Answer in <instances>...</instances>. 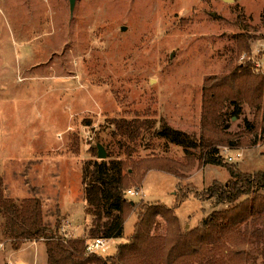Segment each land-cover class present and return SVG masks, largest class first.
I'll list each match as a JSON object with an SVG mask.
<instances>
[{
  "label": "rangeland",
  "instance_id": "374dc122",
  "mask_svg": "<svg viewBox=\"0 0 264 264\" xmlns=\"http://www.w3.org/2000/svg\"><path fill=\"white\" fill-rule=\"evenodd\" d=\"M242 34L249 35L250 49L239 52ZM261 43L264 0H77L72 13L69 0H0V176L6 196L22 199L37 185L46 187L55 170L69 168L64 155L78 159L83 178L84 163L99 159L98 143L108 159L127 161L128 188L144 192L143 198L128 196L132 200L173 206L180 187L202 194L215 181L226 183L225 167L200 162L196 147L188 157L184 146L164 136V127L186 132L197 145L205 80L245 63L240 56ZM243 106L244 113L228 121L229 131H240L245 117L254 119V110ZM225 147L219 145L225 160L234 150L241 153L231 163L242 171L264 170V139L229 147V154ZM161 157L174 160L180 179L158 169L142 178V164L131 163ZM193 194L175 210L185 230L226 206ZM55 205L42 204L44 222L62 227L66 217ZM135 220V213L126 214L124 235L112 238L105 256L126 240ZM89 227L65 226L67 235L84 237ZM9 232L0 215V264H47L44 239L24 240L18 250Z\"/></svg>",
  "mask_w": 264,
  "mask_h": 264
},
{
  "label": "trees",
  "instance_id": "16d2710c",
  "mask_svg": "<svg viewBox=\"0 0 264 264\" xmlns=\"http://www.w3.org/2000/svg\"><path fill=\"white\" fill-rule=\"evenodd\" d=\"M248 36L238 35L239 52L244 47L250 49ZM250 67L241 63L229 73L205 80L203 132L197 145L186 132L169 125L164 127V136L184 146L188 157L189 148L196 147L200 162L225 167L230 174L226 183L213 182L203 195L180 187L174 205L168 206L159 200L145 202L128 197L130 183L123 172L126 160H88L83 165L82 183L86 213L92 219L84 237L61 233L59 221L55 227L46 225L38 197L6 196L0 176V215L16 241L15 248H20L24 240L44 239L47 264H264V170L242 171L219 151L221 144L235 148L264 139V75L253 73ZM244 104L254 110V119L245 117L240 131H229L228 121L244 113ZM243 133L254 136L245 139ZM173 161L161 157L131 163L136 167L142 164V178L149 170L158 169L180 179ZM192 193L201 200L214 198L226 206L214 209L198 226L185 230L175 210ZM130 212L136 214L133 232L117 244L113 254L102 257L86 253V241L90 238L123 237L126 214Z\"/></svg>",
  "mask_w": 264,
  "mask_h": 264
},
{
  "label": "crops",
  "instance_id": "0c3cea01",
  "mask_svg": "<svg viewBox=\"0 0 264 264\" xmlns=\"http://www.w3.org/2000/svg\"><path fill=\"white\" fill-rule=\"evenodd\" d=\"M64 156L63 158L66 159L68 165L70 164L69 168L55 170L46 187L39 185L32 187L35 191L32 192L33 194L30 197L40 198L43 208L46 203L56 204V208H59L60 212L66 217L64 220L66 228H76L75 230L79 231L86 224H91L92 218L86 213V199L81 179V167L77 163L78 159L75 161V157ZM36 168L39 167L35 166ZM69 175L74 176L73 180L69 179ZM45 224L50 226V223ZM132 232L127 235L126 240Z\"/></svg>",
  "mask_w": 264,
  "mask_h": 264
},
{
  "label": "built area",
  "instance_id": "2783aa9c",
  "mask_svg": "<svg viewBox=\"0 0 264 264\" xmlns=\"http://www.w3.org/2000/svg\"><path fill=\"white\" fill-rule=\"evenodd\" d=\"M240 60L248 63L252 67V69L255 70V72L264 75V43H261L260 45H258V47L253 48L249 54H242L240 56ZM230 149L231 148L229 147H225L224 151L229 154L228 151ZM240 156L241 153L237 150H234L233 154H229L226 156V159L228 162H232ZM127 195L140 197L142 196L143 198L144 192L141 188H129L127 190ZM60 232L65 234L66 236H69L67 235L65 225L60 228ZM111 240L112 239L101 236L88 239L86 241V253L105 257V254H107L110 249Z\"/></svg>",
  "mask_w": 264,
  "mask_h": 264
},
{
  "label": "water",
  "instance_id": "95a60500",
  "mask_svg": "<svg viewBox=\"0 0 264 264\" xmlns=\"http://www.w3.org/2000/svg\"><path fill=\"white\" fill-rule=\"evenodd\" d=\"M77 0H69V5H70V11L71 13L74 11L75 5H76ZM126 27H123L125 29ZM98 147V158L99 159H105L107 158V152L104 148V146L100 143L97 144Z\"/></svg>",
  "mask_w": 264,
  "mask_h": 264
}]
</instances>
